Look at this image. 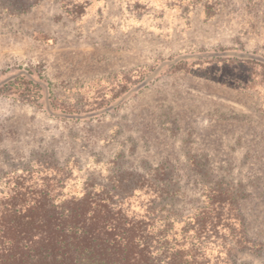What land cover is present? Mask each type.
<instances>
[{
  "label": "rangeland",
  "instance_id": "obj_1",
  "mask_svg": "<svg viewBox=\"0 0 264 264\" xmlns=\"http://www.w3.org/2000/svg\"><path fill=\"white\" fill-rule=\"evenodd\" d=\"M103 190L264 264V0H0V208Z\"/></svg>",
  "mask_w": 264,
  "mask_h": 264
},
{
  "label": "trees",
  "instance_id": "obj_2",
  "mask_svg": "<svg viewBox=\"0 0 264 264\" xmlns=\"http://www.w3.org/2000/svg\"><path fill=\"white\" fill-rule=\"evenodd\" d=\"M112 194L87 191L59 205L35 198L0 208V264H206L168 236L167 224L157 233ZM202 213L188 216L183 230L195 227L204 236L211 222Z\"/></svg>",
  "mask_w": 264,
  "mask_h": 264
}]
</instances>
